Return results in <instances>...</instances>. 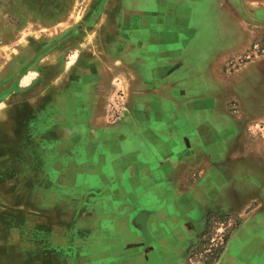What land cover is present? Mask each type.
<instances>
[{
  "label": "crops",
  "instance_id": "0c3cea01",
  "mask_svg": "<svg viewBox=\"0 0 264 264\" xmlns=\"http://www.w3.org/2000/svg\"><path fill=\"white\" fill-rule=\"evenodd\" d=\"M105 9L89 23L96 48L81 43L63 61L80 35L48 41L23 63L34 78L6 96L21 97L10 129L33 171L53 179L61 163L71 179L110 186L100 264H208L192 252L212 217L228 215L239 224L211 264H264V0ZM142 211L143 236L131 225Z\"/></svg>",
  "mask_w": 264,
  "mask_h": 264
},
{
  "label": "rangeland",
  "instance_id": "374dc122",
  "mask_svg": "<svg viewBox=\"0 0 264 264\" xmlns=\"http://www.w3.org/2000/svg\"><path fill=\"white\" fill-rule=\"evenodd\" d=\"M110 1L113 0H0V264H100L106 260L100 258L103 234L98 225L102 220L99 207L110 186L84 184L81 177L71 179L66 165L61 163L53 179L41 171L36 174L32 169L33 154L21 141L19 131L10 129L14 119L9 109L11 98L15 96V105H19L21 97L6 96L10 90L25 86L30 76L34 78L36 71L28 74L22 69L23 63L33 59L48 41L57 38L60 47L69 35H80L76 48L63 47L53 60L57 56L70 61L73 55L80 54L81 43L96 48L94 41L100 28L89 23L110 11L105 9ZM108 110L118 114L120 104L114 100ZM76 171L81 174L83 169ZM109 192L114 193V189ZM134 221L131 225L145 235L142 223L146 214L142 211ZM238 224L233 216L212 217L190 260L214 261L216 256L212 254L223 250Z\"/></svg>",
  "mask_w": 264,
  "mask_h": 264
},
{
  "label": "trees",
  "instance_id": "16d2710c",
  "mask_svg": "<svg viewBox=\"0 0 264 264\" xmlns=\"http://www.w3.org/2000/svg\"><path fill=\"white\" fill-rule=\"evenodd\" d=\"M221 249H219V250H214V251H216V252H214L212 255H214V256H216V258L214 257V261L215 260H217V258L219 257V254L221 253V251H220ZM217 254H218V257H217ZM213 261V259H210L208 262H205V263H208V264H211V263H213L214 262Z\"/></svg>",
  "mask_w": 264,
  "mask_h": 264
},
{
  "label": "built area",
  "instance_id": "2783aa9c",
  "mask_svg": "<svg viewBox=\"0 0 264 264\" xmlns=\"http://www.w3.org/2000/svg\"><path fill=\"white\" fill-rule=\"evenodd\" d=\"M248 58H249V57H248ZM248 58H247V59H248ZM212 241H213V240H212Z\"/></svg>",
  "mask_w": 264,
  "mask_h": 264
}]
</instances>
